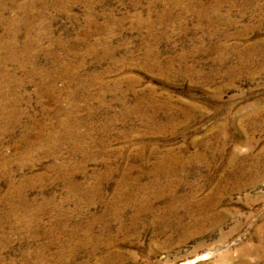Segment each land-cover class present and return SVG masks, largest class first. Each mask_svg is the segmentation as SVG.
<instances>
[{
	"label": "rangeland",
	"instance_id": "1",
	"mask_svg": "<svg viewBox=\"0 0 264 264\" xmlns=\"http://www.w3.org/2000/svg\"><path fill=\"white\" fill-rule=\"evenodd\" d=\"M0 5V264H264V0Z\"/></svg>",
	"mask_w": 264,
	"mask_h": 264
},
{
	"label": "bare ground",
	"instance_id": "2",
	"mask_svg": "<svg viewBox=\"0 0 264 264\" xmlns=\"http://www.w3.org/2000/svg\"><path fill=\"white\" fill-rule=\"evenodd\" d=\"M10 1V0H9ZM30 4V3H29ZM2 5H0V14L2 13V12H4V9H3V7H1ZM3 21H4V23H7L8 24V26L10 27V29H9V31H7V33L4 35V37H3V40L0 42V52L2 51L3 52V50H10V49H12V48H14V44H15V42H14V38H16L17 37V34H18V31H17V28L16 29H14V27H13V25H14V23H15V21H16V19L14 18V19H11V20H5V19H3ZM21 24V23H20ZM15 26V25H14ZM27 33V32H26ZM29 33V32H28ZM32 45V42L31 41H26L23 45H22V53L21 54H23V55H30V49H31V46ZM14 52V51H13ZM12 52V53H13ZM8 53H10V52H8ZM12 57H16V54L15 55H12ZM31 61H33V60H31ZM252 62V61H251ZM1 65H3V63L1 62ZM0 65V66H1ZM67 69V68H66ZM1 70V69H0ZM2 77V76H1ZM7 90V89H6ZM2 94V93H1ZM8 96V95H7ZM1 97V96H0ZM0 105H1V103H0ZM16 105V104H15ZM0 113L4 116V114H6V111H4V109L0 106ZM16 113V112H15ZM0 114V115H1ZM1 115V116H2ZM17 116V115H16ZM4 118V117H3Z\"/></svg>",
	"mask_w": 264,
	"mask_h": 264
}]
</instances>
